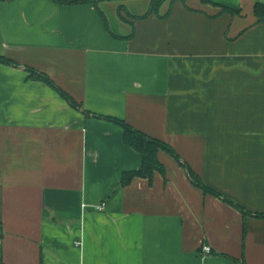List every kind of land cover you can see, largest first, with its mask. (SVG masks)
I'll return each mask as SVG.
<instances>
[{"label":"crops","instance_id":"1","mask_svg":"<svg viewBox=\"0 0 264 264\" xmlns=\"http://www.w3.org/2000/svg\"><path fill=\"white\" fill-rule=\"evenodd\" d=\"M136 2L0 0V264H264V0Z\"/></svg>","mask_w":264,"mask_h":264},{"label":"trees","instance_id":"2","mask_svg":"<svg viewBox=\"0 0 264 264\" xmlns=\"http://www.w3.org/2000/svg\"><path fill=\"white\" fill-rule=\"evenodd\" d=\"M55 1L63 2V3H76V4L82 3V2H92L97 7H99V3L102 0H55ZM166 1L167 0H151L148 12L141 14V15H132V16L136 17V18L146 17L149 14H151V12H152V13L158 14L161 17H166V15L168 16L170 10H168L166 13H163V14H160V12H159L161 5ZM171 1H173V0H171ZM124 9H125L124 5H121L119 7L120 14H121V11ZM223 9L230 11V12H233L232 9H230L228 7H224ZM255 12H256L257 16L259 17V19H262L264 17V4L257 2V4L255 5ZM122 17H123V15H122ZM114 35L116 37H120V38L131 36V35H126V36L121 35L120 36V34H114ZM0 61L4 62V63H8V64H13V65L18 64V63L16 64V62L11 60V59H8L6 57H1V56H0ZM29 69L35 74V76L37 78L42 79L43 81L45 80L48 83H50L52 86L56 87L65 98L69 99L70 103L73 104V106L80 107V104L72 96H70L67 92H65L63 89H61L59 86H57L56 83L48 75H46L44 72H38L33 68H29ZM104 118H107V119H110V120H113V121H116V122L122 124L124 127V141L129 146L138 150L142 154V162L143 163H142L141 168L131 170V171H125L122 175V180H121L122 185L129 184L131 182V180L133 178H135L136 176L145 177V178H149L150 180H152V177H153V174L155 171H160L165 175V173H166L165 165L159 160V157H158V152L161 148L171 152L178 159L180 158L179 155L176 154V152L174 150L175 148H173L167 142H165L161 139L149 136L145 132H142L141 130L134 128L129 123H127L123 120H120L118 118H115L112 116H104ZM193 181L196 185H198L199 187L204 189L205 193L208 192V193H212V194L221 196L219 192H217L213 188L206 185V183L204 184L199 178L194 176ZM242 210L246 211L247 213L249 212V211L244 210V209H242ZM258 216H264V214H258Z\"/></svg>","mask_w":264,"mask_h":264},{"label":"rangeland","instance_id":"3","mask_svg":"<svg viewBox=\"0 0 264 264\" xmlns=\"http://www.w3.org/2000/svg\"><path fill=\"white\" fill-rule=\"evenodd\" d=\"M146 4V0H139V2H136L133 5H129L128 7L130 8L131 11H136L139 12L141 10V7ZM108 13V19L110 24L112 25L113 28H116V16L113 14L112 10L107 9Z\"/></svg>","mask_w":264,"mask_h":264},{"label":"built area","instance_id":"4","mask_svg":"<svg viewBox=\"0 0 264 264\" xmlns=\"http://www.w3.org/2000/svg\"><path fill=\"white\" fill-rule=\"evenodd\" d=\"M106 206H105V203H100V204H97L96 205V208L97 209H104ZM77 243H80V242H77ZM203 250L205 251V252H211V247L209 246V245H204L203 246Z\"/></svg>","mask_w":264,"mask_h":264}]
</instances>
